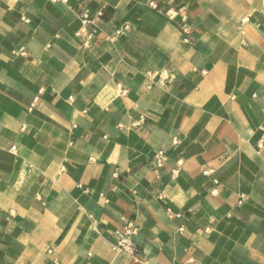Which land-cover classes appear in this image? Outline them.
I'll list each match as a JSON object with an SVG mask.
<instances>
[{"label": "crops", "instance_id": "0c3cea01", "mask_svg": "<svg viewBox=\"0 0 264 264\" xmlns=\"http://www.w3.org/2000/svg\"><path fill=\"white\" fill-rule=\"evenodd\" d=\"M0 264H264L261 0H0Z\"/></svg>", "mask_w": 264, "mask_h": 264}, {"label": "built area", "instance_id": "2783aa9c", "mask_svg": "<svg viewBox=\"0 0 264 264\" xmlns=\"http://www.w3.org/2000/svg\"><path fill=\"white\" fill-rule=\"evenodd\" d=\"M55 1V0H54ZM64 3H67V0H63ZM150 7L152 9H157V5L155 3H150ZM261 13L264 15V0H261ZM100 15H102L100 13ZM81 22L84 26L90 25L92 23L90 19L89 10H85L82 14L79 15ZM84 30H81L77 33V36H80ZM184 34H188L187 28L183 27ZM188 42V39L184 40ZM243 45H246L245 41H241ZM21 55H25L24 51H20ZM165 159L163 152H158L154 158L153 166L156 170H158ZM184 230L181 229L180 233L183 234ZM140 228L134 222L126 223L121 229L115 231L116 243L113 245V251L117 254L134 256L137 252L135 238L139 235Z\"/></svg>", "mask_w": 264, "mask_h": 264}]
</instances>
